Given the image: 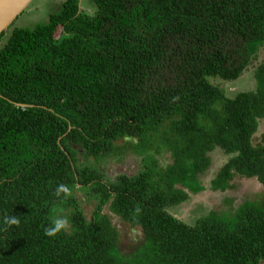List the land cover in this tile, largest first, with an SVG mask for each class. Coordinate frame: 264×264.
<instances>
[{
	"label": "trees",
	"instance_id": "1",
	"mask_svg": "<svg viewBox=\"0 0 264 264\" xmlns=\"http://www.w3.org/2000/svg\"><path fill=\"white\" fill-rule=\"evenodd\" d=\"M262 48L264 0H59L45 24L1 33L0 264H264V207L194 224L169 209L205 189L216 149L210 190L264 185V56L254 90L221 85ZM125 151L138 171L105 179ZM75 190L96 200L89 218ZM68 208L69 230L46 236ZM125 225L141 231L129 253Z\"/></svg>",
	"mask_w": 264,
	"mask_h": 264
},
{
	"label": "rangeland",
	"instance_id": "2",
	"mask_svg": "<svg viewBox=\"0 0 264 264\" xmlns=\"http://www.w3.org/2000/svg\"><path fill=\"white\" fill-rule=\"evenodd\" d=\"M58 6L59 0H32L26 7V9L23 11V13H21L8 27V30L12 29L13 27L31 30V28L36 25L45 24L48 20V15L50 13H53L58 8ZM58 30H60V28ZM58 33L59 31L56 33V35H58ZM263 56L264 48H262L261 52H259L258 55L253 58V62L249 64V66H247V68L242 72L241 76L238 79L221 83L222 87L225 89L226 95H228L229 97H233L238 92L245 90L252 91L255 89V81L253 76L254 70L257 63L261 61ZM257 135H260L259 131ZM255 141L256 135L254 136V142ZM126 153V151L122 153L123 155L120 156V160L115 159L113 161H106L103 163L105 179L113 180L114 177L120 173L133 175L138 171L140 166L139 158L134 155H127ZM211 155L212 163L209 170L206 171V176L203 179H207L210 176H214L215 172L226 161V155L220 150L216 149L213 153H211ZM169 157L170 154L168 152L163 153V156L160 157V162L166 164L169 161ZM247 183L248 188H253L254 186L258 185L257 180L253 178L248 179ZM205 186L207 187V189L209 188L208 182ZM238 193H230L232 196H236L234 201L231 197H227L225 199L224 197H221L220 201L216 205V199L220 194L216 193L217 195H212L210 194V192H207L206 189H203L202 191H200V193L196 195L189 194V198L186 201L179 205L169 207V209L177 218L182 219L188 224H194L198 218L205 216L210 211H216L218 215L231 219L235 215L234 212L236 211V209L239 208L243 202L253 203L259 208L264 207V189H259V191H253V193L247 197L246 192H241V194L240 192ZM74 194L79 202L81 210L84 212V215L86 216V218H89L92 210L94 209L96 200L94 198H90L87 193L82 190H75ZM206 196H210L209 202L213 205L212 210L202 205L196 207L195 210L193 209V207L189 206L191 205V202H195V205L202 200L201 203H203V200ZM190 197H192V199ZM230 202H232V204H230ZM228 205L229 207H231L230 209L227 208ZM69 210V208L64 209L62 212L64 215H66ZM105 211L110 215L113 221H116L115 216H113L108 211V206L105 207ZM119 231L121 232L119 248L122 252L129 253L131 248L139 243L138 241L141 238V231L137 227L129 228L128 225H125L124 229L123 226L119 227Z\"/></svg>",
	"mask_w": 264,
	"mask_h": 264
},
{
	"label": "crops",
	"instance_id": "3",
	"mask_svg": "<svg viewBox=\"0 0 264 264\" xmlns=\"http://www.w3.org/2000/svg\"><path fill=\"white\" fill-rule=\"evenodd\" d=\"M258 131H259V134L260 135H257ZM255 135H256V141L254 142V136ZM263 135H264V120H261L259 122V124H258V127H257V130H256L255 134L253 135V142L254 143H259L261 141V138H262ZM205 176H206V174L203 177H201L200 180H201V182H202V184L204 186L208 182V187H210V181L214 178L215 175L214 176H210L207 179H203ZM251 178L257 180L256 177H250V178L241 177V176L240 177H235V178H233V180L231 182V187L228 188V189H226L223 192L208 190L209 188L207 189L206 186H205V189H206L207 192H210V194H212V195H217L216 193H219L220 194V195L218 194L219 196L216 199V205L220 201L221 197H224V199L227 198V197L228 198L231 197L233 199V201H234L236 196H232L230 193L237 194L238 192H240V194H241V192H246L247 193L246 197H247V196L251 195L253 193V191H259V189H262V190L264 189V185L261 184L258 180H257L258 185L254 186L253 188H248V186H247L248 185L247 180L248 179H251ZM221 194H223V195H221ZM254 194H258V193H254ZM209 197L206 196L205 199L203 200L204 201L203 203H201L202 200L199 203L195 204V205H194L195 202H191V205H189V206L190 207H193V209L195 210L196 207L202 205V206L208 207L210 210H212L213 209V205H212V203L209 202ZM190 198L192 199V197H190ZM222 204H223V201H222ZM231 204H232V202H231ZM228 207H229V205H228Z\"/></svg>",
	"mask_w": 264,
	"mask_h": 264
},
{
	"label": "clouds",
	"instance_id": "4",
	"mask_svg": "<svg viewBox=\"0 0 264 264\" xmlns=\"http://www.w3.org/2000/svg\"><path fill=\"white\" fill-rule=\"evenodd\" d=\"M82 0H80L81 2ZM23 13V12H22ZM255 134V133H254ZM70 192L69 187L66 184H58L54 191L53 195L55 198L59 199L63 195H66ZM6 224L9 226L17 225L19 223V218L15 215L10 214L6 217ZM70 227V219L62 212L54 211L53 215L50 217V223L45 226L44 234L48 237H55L62 232H66Z\"/></svg>",
	"mask_w": 264,
	"mask_h": 264
},
{
	"label": "water",
	"instance_id": "5",
	"mask_svg": "<svg viewBox=\"0 0 264 264\" xmlns=\"http://www.w3.org/2000/svg\"><path fill=\"white\" fill-rule=\"evenodd\" d=\"M31 1L0 0V34L8 30V27L26 9Z\"/></svg>",
	"mask_w": 264,
	"mask_h": 264
}]
</instances>
